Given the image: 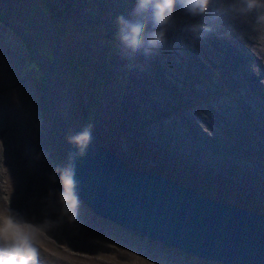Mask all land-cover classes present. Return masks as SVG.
Returning a JSON list of instances; mask_svg holds the SVG:
<instances>
[{"label": "rangeland", "instance_id": "374dc122", "mask_svg": "<svg viewBox=\"0 0 264 264\" xmlns=\"http://www.w3.org/2000/svg\"><path fill=\"white\" fill-rule=\"evenodd\" d=\"M2 1L0 0V150L4 147L8 155L2 157L0 152V224L7 226L9 230H16L20 225L23 227L19 229H25L29 224L33 228L38 226L26 231L22 237L43 243L49 250L53 244L57 245L59 248L56 247L53 251L55 264H220L150 240L138 232L100 218L67 190L62 181V146L58 141L55 123L49 114V106L43 97L44 60L52 56L53 39H57L60 47L65 49L62 53L59 51L62 56V83L76 85L86 111L101 136H104L103 142L114 149L120 145L123 151L120 154L130 167L154 169L160 175L200 191L210 198L262 214L264 156L261 157L263 150L258 149L264 146V138L250 126L249 137H242L228 125H220L219 110L205 102L204 97L197 96L196 87L202 80L191 75L189 70L168 74L165 67L161 66L158 52L160 42L150 43L160 71L159 80L172 90L174 97L179 95L177 90H181L190 95L191 100H173L164 96L158 87V94L166 97V100L160 108H154L150 102V108H143V117L137 104L144 103V100L140 97V89L134 84L132 74L128 78L129 71H126V77L125 73H121L120 79L114 73V69L120 70L130 57L139 58L141 66L145 62L144 53L126 45L119 33V29L125 30L126 26L118 18L122 17L128 23H138L143 17L153 16L148 9H138L139 0H14L15 5L8 11L2 9ZM121 5L128 6V10L124 11ZM198 10L200 9H197V14H192L183 6V0H176L172 13L181 12L178 23L184 41L194 50L196 48L190 35L197 36L203 43L206 52L201 53L200 59L201 67L205 70H208V62L220 65L217 54L226 55L228 67L221 68L224 77L232 83L237 94L242 86L249 88L245 78H254V72L242 76L240 81L229 77H234L232 71L247 69L245 63L237 65L238 54L234 51L228 52L226 47L211 53L208 51V37L203 35L206 29L203 27L200 32L191 29L194 24L191 20H202L198 16ZM41 13H45L47 18L43 19ZM238 18L246 23L247 17L238 14ZM153 22V28L157 27L154 16ZM50 23L55 30V36L48 33L47 25ZM93 26L99 28L98 34L92 33ZM122 32L126 34L127 29ZM150 38H153V34L144 32L142 42L150 41ZM167 44L168 41L164 43L165 48ZM220 44L222 42L218 41L217 45ZM180 52L184 54L183 51ZM119 53H125V59L117 66ZM164 54L169 64H173L175 51L167 46ZM68 55H72L76 65L66 58ZM79 60L84 68H78L77 71L83 73L85 70L82 78L73 75L75 68L79 66ZM144 70L143 65L141 72ZM71 76L72 80L69 79ZM213 78L227 97H237L230 95L227 88ZM183 81L190 82V85L185 86ZM259 84L262 85L254 80L250 86L256 89ZM141 85L146 92V83L141 82ZM210 90L214 91L213 87ZM210 90L207 92L211 93ZM71 92L69 89L67 95ZM256 95L260 100L261 97L257 93ZM223 96L226 97L224 93ZM104 101L107 105H104ZM203 105L212 107L213 110H208ZM161 113L167 114L169 119L180 124L183 130L182 139H164L162 129H155V124L159 123L164 131H169L161 121H164ZM180 118L187 120L188 126ZM137 123H141V132L133 135L132 127ZM262 124L264 126V121ZM38 129H41L40 134ZM203 130L208 133L216 130L219 140L207 137ZM225 131L232 133L234 140L228 139L223 134ZM169 134L174 135L175 132ZM198 134L199 142L207 141L211 144V141H216L222 144L221 141H229L230 147L249 158L252 171H243V167L231 163L226 154H222L218 161L196 149L180 146L183 141L188 143V136H192L193 141H198ZM141 136L142 140L146 137V141L141 142ZM252 140L257 142L252 143ZM172 146L184 152H197V157L188 154L173 159L166 153L167 148ZM7 175L10 179L6 184L4 180ZM21 178L27 181H22ZM8 212L13 214V220L9 224L4 220ZM28 215L35 222L25 221L24 218ZM101 237L103 241L100 240Z\"/></svg>", "mask_w": 264, "mask_h": 264}, {"label": "bare ground", "instance_id": "6f19581e", "mask_svg": "<svg viewBox=\"0 0 264 264\" xmlns=\"http://www.w3.org/2000/svg\"><path fill=\"white\" fill-rule=\"evenodd\" d=\"M122 2L125 1L122 0ZM14 5H15L14 0H3L1 2V7L5 11H8ZM121 6L123 7L124 11L128 10V6H124V5ZM179 8L181 10L182 6L180 5ZM238 14H241L242 17L243 16L247 17V19H245L246 23L243 22L242 20H239ZM125 15L126 13L124 14V16ZM181 16H182L181 12L172 13V11H170L168 13L167 23L162 27H155V28H153V25L155 24L153 22V16L149 15L142 18V21L145 22L146 25L148 26L145 32H151L153 35L154 33H158L161 31L163 32V38L161 41H159L160 42V46L158 49V52H160L159 63L161 64L162 67L163 66L165 67V71L168 74H171V72H179L180 70L183 71L189 70L191 72V75H195L199 77L202 80V82L196 87L197 96L204 97L203 100L205 102L211 104L212 106H214L216 109L219 110L220 119H221L220 125H228L232 130H234L240 136L249 137L248 126L250 125L244 119L242 113L253 114L254 116H256L257 121H259L260 123L261 122L263 123L264 121V90H260L261 88L264 89V0H208L206 8H204L203 10H198V16L202 17V20H197V19L191 20L194 22V24H196V25L194 24L192 25L191 27L192 30H198L200 32V30L203 29V27L206 29L203 35H207L208 44L210 46L213 45V47L209 46L208 51H210L211 53H216V51L219 48L226 47L228 49V52L230 51L236 52L238 54L237 58L240 59L243 63L245 64L247 63V69L245 71L231 72L232 75H234V77L231 75L229 76L232 80L240 81L242 76L248 74L249 72L252 71L255 73L254 78H247L248 76L245 78L247 85L249 86L250 89L246 88L245 86H242L241 87L242 89H240V91L238 90V94L235 91V93L238 96H240L238 97L239 100H236V97H227L224 90L215 83V79L213 78L215 77L218 83H220L222 86L224 85L223 83L220 82V79L226 81L227 83L230 82L226 77H224L223 72L221 70V68L228 67L227 56L217 54L218 59L220 61V65L222 67L216 63L208 62L207 63L208 70L203 69L201 67V59H200L202 57L201 53L206 52L204 50V47L202 46L203 43L200 42L197 36L190 35L191 42L194 44L196 50L199 52L198 53L196 50L190 48L189 45L184 41V38L182 36L183 32L182 30L179 29V23H178ZM41 17L43 19L47 18V16H44L43 13H41ZM47 26H49L47 28V30L49 31L48 33L51 36L55 35L54 34L55 32L53 33V31L51 30L52 28L50 24ZM259 28H261V30ZM126 29L125 30L119 29V33L122 41H124L122 37L125 34L122 31H126ZM47 30H45V32ZM98 32H99V28L97 26H93L92 33L98 34ZM116 36H119V34ZM145 36L147 37V33L145 34ZM151 39L152 38H150V40ZM167 41L168 44L166 45L165 48L164 43ZM218 41H221L222 44L217 45ZM53 43H54V47L52 48L53 49L52 56L50 57V59L44 60L45 88L43 91V97H45L47 106H49L50 109L49 114L51 116V119L55 123V131L59 137L58 141L62 146L61 161H62V169H63V177H62L63 184L64 185L66 184L65 176L69 175L70 173L69 168L64 163L62 157V152H63L62 134L65 131L67 120L70 119V117L67 116L69 110H71V114L73 115L74 112H77L80 109L82 110L84 109L94 131L97 133L100 143L104 146V148L108 149L112 154L118 156L127 167L136 168V167H130L127 164V160L120 154L121 152H123L120 145L118 146L117 149H114L111 146H107L103 142L104 136L103 135L101 136L95 123L91 119L89 113L86 111L76 85L62 83L61 80L62 56L60 52L62 53V51L65 49H62L60 47L61 44L59 45L57 39L55 38L53 39ZM125 44L132 47L138 52L142 51L144 53L145 62H142V66H141V64L138 61L139 58L134 59L130 57V59H128V62L123 63V65L120 67V70L114 69V73H117L120 79L122 77L121 73H125V77H126L127 75L126 71H129L128 78L129 75L132 74L134 79V84L136 85V87L140 89V97H142V99L144 100V103L137 104L138 108L141 110L143 114V117H145L143 108L145 109L150 108V102H152L154 108H160L164 100H166V97H162L158 94L157 92L158 87H159L158 90L163 92L164 96H169L173 100H177L178 98L182 100H191L190 95H187L186 92L181 90H177L179 95H177V97H174L172 90L169 87L165 86V84L159 80L158 74L160 73V71L157 68V59L155 60V55L152 54L153 48L150 46V42L148 40H144L143 42L141 41L139 45H129L127 42H125ZM167 46L171 50L175 51V56L173 57L174 58L173 64H169V60L166 58L164 54L167 49ZM180 51H183L184 54H182ZM124 55L125 53L118 54L117 66H119L122 59H125ZM66 58L71 59L73 64L76 65V61L73 59L72 55H68ZM143 65L145 67V70L144 72H141V69H143ZM78 68H84L83 63L80 60H79V66L75 68V72L73 75H75L76 78H82L84 76L83 73H85V70H83V73H80L79 71H77ZM213 69L217 71H213ZM69 70L70 69H68V71ZM71 77L72 78H69L70 80L73 79V76ZM248 79H253V81L258 80L262 85L259 84L260 85L259 88L254 89V87L250 86V83L253 81H249ZM66 81L67 80H64V82ZM140 81L142 83H146L147 86L146 92L142 90L141 87L142 85ZM183 83L185 86L190 85V82L183 81ZM174 85L176 86L175 83ZM212 87L214 91L210 90V88ZM69 89H71L72 92L71 94L67 95ZM208 90H210L211 93H208L207 92ZM243 90H244V94H242ZM255 92L261 97L260 100L258 99ZM223 93L225 94L226 97L223 96ZM70 96H71L70 99H65V97H70ZM46 97H51V99L49 100ZM244 101L248 104V106ZM75 104L76 107L74 108ZM104 105H107L106 101H104ZM203 106L208 110H213L212 107H208L206 105ZM191 107L194 106L191 105ZM128 113L132 115L131 111H128ZM160 115L164 116L162 118L164 119V121L163 120L161 121L162 123H164V125L168 127L169 131L168 132L164 131L163 128L159 125V123L155 124V129H162V131L164 132L163 133L164 139L167 140L176 139L177 141H179V138L182 139L181 131L183 132V130L180 124L175 123V121L172 119H169L167 114L161 113ZM180 119L182 121H185L186 122L185 125L188 126L187 120H183V118ZM44 121H46V118L44 119ZM262 123H261V128L264 130V126ZM140 124L141 123H137L136 125H134V127H132L133 135L141 132ZM151 124L153 127L154 126L153 118ZM250 127L253 128L252 126ZM40 130L41 129H38L39 134H40ZM169 132H175V134L172 135L169 134ZM202 132L207 137H212L214 139L219 140L218 137L216 136L217 133L216 130H213L212 133H208L206 130H203ZM256 132L262 138H264L263 134L259 133L258 131ZM223 134L228 139L234 140V135L232 133L225 131ZM197 136L199 137L197 138L198 141L195 140L193 141V137L188 136L187 137L188 143L183 141L182 144H180V146L185 145L183 148L192 149V150L196 149L198 152L206 153L207 155L218 161L221 159L222 154H226L228 156L229 161L231 163L241 165L243 167V171L246 172L252 171V166L250 165L249 158L244 154H240L237 149L230 147L231 144L229 141H221L222 144H219L216 141H211L210 144L207 141L199 142L200 134H198ZM143 140L146 141V137H144ZM143 140L141 136V142H144ZM153 140L157 142V140L155 139ZM251 142L255 143L257 141L252 140ZM215 148H218L219 150L216 151ZM192 150H190L189 152H184L182 149L172 146L167 148L166 153L168 156H170L173 159H176L180 156H187L188 154L197 157V152H193ZM258 150H263L261 152V157H263L264 146H261ZM0 152L2 157L4 156V154L7 155L6 149L4 147H2ZM145 156L148 158L150 157V155L147 154H145ZM244 159H246L247 162L244 161ZM140 170H152V169H140ZM223 173L226 174L224 171ZM5 174L6 173L4 172V175ZM97 175H99V173H97ZM9 179L10 178L7 175L4 180L6 184L8 183ZM65 187L71 194H73L66 185ZM191 189L208 199L216 200L206 196L200 191H197L193 188ZM73 195L78 200H80V202L83 205L89 207L88 205L83 203L82 200L77 195L75 194ZM5 202L7 201H4V203ZM220 202L227 203L233 207L243 208L251 212L264 215L260 212L251 210L246 207L230 204L229 202H225V201H220ZM69 207H71V205H69ZM95 215L98 216L97 214ZM98 217L113 222L111 219H108L106 217H102V216H98ZM80 219L81 218H79V221ZM4 220L7 224L11 223L13 220V214L11 212H8L4 216ZM24 220L30 223L35 222V220L32 219L29 215L26 216ZM20 226L21 227L19 228L23 227V225ZM19 228L16 230L13 229L9 230L7 226L0 224V259H3L5 261V264H9V262H15V264H21V262H23V264H55L56 263V261L54 260L55 258L53 251L56 247L59 248L57 245L53 244L51 246V249L49 250L43 243H38L33 239L22 237L29 229H35L31 226V224L27 225L25 229H19ZM18 230L19 232H17ZM39 235L42 236L41 233H39ZM100 240L103 241L104 239L101 237Z\"/></svg>", "mask_w": 264, "mask_h": 264}, {"label": "water", "instance_id": "95a60500", "mask_svg": "<svg viewBox=\"0 0 264 264\" xmlns=\"http://www.w3.org/2000/svg\"><path fill=\"white\" fill-rule=\"evenodd\" d=\"M67 116L65 185L95 214L205 260L264 264V215L208 199L154 170L127 167L100 143L84 109ZM85 131L89 140H73Z\"/></svg>", "mask_w": 264, "mask_h": 264}, {"label": "clouds", "instance_id": "9594fccd", "mask_svg": "<svg viewBox=\"0 0 264 264\" xmlns=\"http://www.w3.org/2000/svg\"><path fill=\"white\" fill-rule=\"evenodd\" d=\"M208 0H183V6L192 14H197V9L203 10L206 8ZM176 0H139L138 9H148L152 12L157 27L164 26L168 21V13L174 10ZM121 24L127 27V33L123 35V40L129 45H139L143 39L146 30V23L141 21L138 23H128L123 18H118ZM163 38V32L154 33L153 38L149 41L156 44ZM90 139L89 132L85 131L73 138L77 143ZM0 264H5L3 259H0ZM15 264V262H9ZM23 264V262H21Z\"/></svg>", "mask_w": 264, "mask_h": 264}, {"label": "trees", "instance_id": "16d2710c", "mask_svg": "<svg viewBox=\"0 0 264 264\" xmlns=\"http://www.w3.org/2000/svg\"><path fill=\"white\" fill-rule=\"evenodd\" d=\"M1 19V18H0ZM70 61H72L71 59H69Z\"/></svg>", "mask_w": 264, "mask_h": 264}]
</instances>
